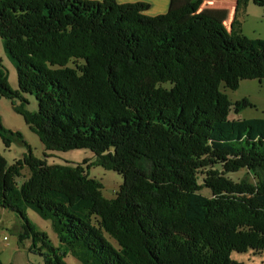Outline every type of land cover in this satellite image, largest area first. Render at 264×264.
<instances>
[{"label": "trees", "instance_id": "16d2710c", "mask_svg": "<svg viewBox=\"0 0 264 264\" xmlns=\"http://www.w3.org/2000/svg\"><path fill=\"white\" fill-rule=\"evenodd\" d=\"M202 4L150 16L144 2L0 0V37L19 80L16 91L0 63V98L47 152L96 157L50 166L30 155L9 166L0 154V208L24 220L21 239L43 242L46 264L69 254L82 264H243L233 252L264 254V119H230L252 103L223 90L264 80V40L229 33ZM0 138L24 139L1 118ZM92 166L124 178L115 199ZM29 209L53 222L61 247Z\"/></svg>", "mask_w": 264, "mask_h": 264}, {"label": "rangeland", "instance_id": "374dc122", "mask_svg": "<svg viewBox=\"0 0 264 264\" xmlns=\"http://www.w3.org/2000/svg\"><path fill=\"white\" fill-rule=\"evenodd\" d=\"M255 1H243L235 19L237 24H234V21L230 29L216 18L207 17L215 19L219 24L221 23L229 33L234 31L249 39L264 40V5H259ZM210 8L212 6H209L207 10ZM6 52L4 41L0 37V63L4 66L8 75L10 86L17 91L19 90L18 72ZM223 90L234 104L244 99L252 103L251 107H247L239 113H236L233 109L230 119H264V80H244L241 81L237 90ZM25 97L29 102L27 108L31 112H38L39 105L36 98L31 95H25ZM16 103L20 104V101L16 100ZM0 118L7 129L13 132H20L24 137L23 140H14L9 145L0 138V154L5 158L9 166L15 165L18 161H22L27 156L30 157V155L36 159L47 161L50 166L64 165L67 162L74 164L86 163L85 166H91L96 159L95 154L90 150L47 152L39 137L30 129L24 118L14 111L11 99L0 98ZM46 154L50 157L46 158ZM30 173L29 167L23 169L22 176L17 179L19 186L29 178ZM245 173V171H242L239 174L230 175V178L240 181L246 176ZM89 174L91 178L103 184L102 192L104 198L112 200L117 197L124 183V178L121 175L115 171L103 169L101 166H92L89 169ZM203 179V176H201L202 184ZM249 180H252V178L249 177ZM202 194L208 197L212 195L211 191L206 188L202 191ZM27 215L38 231L46 232L52 244L56 247H61L52 221L42 219L32 209L27 211ZM24 225L25 222L20 216L0 208V260L2 264H46L45 256L41 255L39 251L43 247V242L40 240L36 241L32 234L25 239H21V235L25 233ZM44 251L46 252V250ZM65 260L67 264H82L71 254ZM232 260L243 264H264V254H256L253 251L246 253L233 252Z\"/></svg>", "mask_w": 264, "mask_h": 264}, {"label": "crops", "instance_id": "0c3cea01", "mask_svg": "<svg viewBox=\"0 0 264 264\" xmlns=\"http://www.w3.org/2000/svg\"><path fill=\"white\" fill-rule=\"evenodd\" d=\"M100 1V0H90ZM119 3H148L150 16H159L167 14L173 10L180 9L192 0H117ZM238 0H203L199 9L200 14L214 17L222 22L228 29L238 16ZM212 6L209 10L207 8ZM225 13V14H224Z\"/></svg>", "mask_w": 264, "mask_h": 264}]
</instances>
